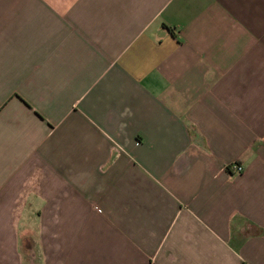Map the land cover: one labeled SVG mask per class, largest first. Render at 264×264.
<instances>
[{
    "label": "crops",
    "instance_id": "crops-1",
    "mask_svg": "<svg viewBox=\"0 0 264 264\" xmlns=\"http://www.w3.org/2000/svg\"><path fill=\"white\" fill-rule=\"evenodd\" d=\"M0 264H264V0H0Z\"/></svg>",
    "mask_w": 264,
    "mask_h": 264
},
{
    "label": "built area",
    "instance_id": "built-area-1",
    "mask_svg": "<svg viewBox=\"0 0 264 264\" xmlns=\"http://www.w3.org/2000/svg\"><path fill=\"white\" fill-rule=\"evenodd\" d=\"M235 168H237L238 171H241L243 167L241 165H235Z\"/></svg>",
    "mask_w": 264,
    "mask_h": 264
},
{
    "label": "rangeland",
    "instance_id": "rangeland-1",
    "mask_svg": "<svg viewBox=\"0 0 264 264\" xmlns=\"http://www.w3.org/2000/svg\"><path fill=\"white\" fill-rule=\"evenodd\" d=\"M32 225H34V227H36V228L39 229V226H40L39 223H34V222H33Z\"/></svg>",
    "mask_w": 264,
    "mask_h": 264
}]
</instances>
